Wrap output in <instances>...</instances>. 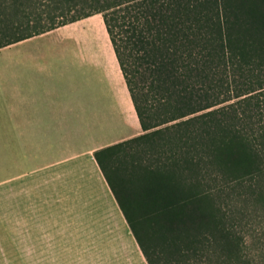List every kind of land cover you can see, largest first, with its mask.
Wrapping results in <instances>:
<instances>
[{"label":"trees","instance_id":"1","mask_svg":"<svg viewBox=\"0 0 264 264\" xmlns=\"http://www.w3.org/2000/svg\"><path fill=\"white\" fill-rule=\"evenodd\" d=\"M42 1L74 14L0 47L100 14L140 132L92 155L146 264H264V0Z\"/></svg>","mask_w":264,"mask_h":264},{"label":"crops","instance_id":"2","mask_svg":"<svg viewBox=\"0 0 264 264\" xmlns=\"http://www.w3.org/2000/svg\"><path fill=\"white\" fill-rule=\"evenodd\" d=\"M139 131L99 13L1 46L0 264H146L92 155Z\"/></svg>","mask_w":264,"mask_h":264},{"label":"rangeland","instance_id":"3","mask_svg":"<svg viewBox=\"0 0 264 264\" xmlns=\"http://www.w3.org/2000/svg\"><path fill=\"white\" fill-rule=\"evenodd\" d=\"M57 5L53 1L42 0H22L18 8L9 7L6 12V19L4 23V33L0 35V42L14 37L16 35L29 34L37 29L49 26V24H55L67 18H70L74 13L72 10H63L57 15L58 10L55 9ZM15 24V25H14ZM140 132V131H139ZM264 231L262 224H255L248 229L249 234L260 235ZM95 247V246H94ZM97 251V248H89L87 254L80 258V262L84 264H102L113 262L115 264H121L118 259H114L113 256L101 255L97 256L99 251L92 253V250ZM93 254V255H92ZM80 256L74 255L75 260L78 262ZM1 258V257H0Z\"/></svg>","mask_w":264,"mask_h":264}]
</instances>
